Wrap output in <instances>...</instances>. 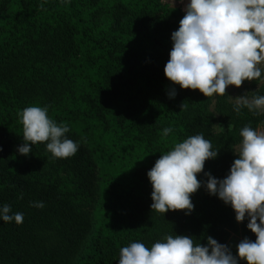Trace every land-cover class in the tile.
Here are the masks:
<instances>
[{
    "label": "trees",
    "instance_id": "obj_1",
    "mask_svg": "<svg viewBox=\"0 0 264 264\" xmlns=\"http://www.w3.org/2000/svg\"><path fill=\"white\" fill-rule=\"evenodd\" d=\"M184 14L180 0H0V205L23 213L20 224L0 220V264H119L121 247H151L165 235L202 245L208 236L227 245L231 232L256 239L249 218L237 222L203 182L205 172L229 173L240 130L264 127V114L235 112L227 89L205 97L166 78L171 33ZM243 84L249 98L264 95V72ZM33 105L68 125L66 137L78 144L73 156L56 158L46 143L18 152V112ZM195 134L219 151L197 176L194 209L151 210L147 172ZM119 162L123 172L102 174ZM38 201L43 208L33 206Z\"/></svg>",
    "mask_w": 264,
    "mask_h": 264
},
{
    "label": "clouds",
    "instance_id": "obj_2",
    "mask_svg": "<svg viewBox=\"0 0 264 264\" xmlns=\"http://www.w3.org/2000/svg\"><path fill=\"white\" fill-rule=\"evenodd\" d=\"M184 12L179 28L171 33L172 48L164 66L169 81L212 97L226 95L230 85L241 87L245 80L261 79L264 0H190ZM175 95V89L168 92L169 98ZM187 107L182 102L180 110ZM245 107L254 115L264 114V95L236 96L234 111L240 113ZM18 116L24 141L18 147L20 154L27 156L37 143H46L47 151L56 158H68L78 151V144L65 135L70 130L68 125L51 119L47 107L27 106ZM171 132L172 128L165 127L161 135L167 137ZM239 134L242 140L233 150L237 158L229 173L218 179L205 172L207 180L203 183L209 194L231 205L237 222L249 218L247 228L256 239L244 237L233 255L228 245L211 236L202 245L188 235H165L151 247L139 241L121 247L119 264H238L239 260L264 264V130L245 125ZM218 151L212 150L203 134H195L162 153L147 172L152 185L151 210L190 214L194 209L191 195L202 185L197 176L204 171L206 160L216 158ZM33 206L43 208L44 203L34 202ZM0 220L20 224L23 213L0 205Z\"/></svg>",
    "mask_w": 264,
    "mask_h": 264
},
{
    "label": "rangeland",
    "instance_id": "obj_3",
    "mask_svg": "<svg viewBox=\"0 0 264 264\" xmlns=\"http://www.w3.org/2000/svg\"><path fill=\"white\" fill-rule=\"evenodd\" d=\"M190 2V0H184V3H181L180 2V5H181V8L182 10L184 11V8H185V5ZM264 66V65H262ZM227 91L230 93V96L232 97L233 100H235V97L236 96H240V95H245L244 92L246 91L245 90V87H244V84H242L241 87H236V86H233V85H230L227 87ZM224 127L221 126L220 124H216L215 125V129L216 130H220V129H223ZM258 130H264V127H261L259 128ZM238 147V146H237ZM122 163L123 162H119L118 164H110L109 167H103L102 166V174L103 173H108V175L111 174V172H116V169H118V171L120 170L119 173L123 172L125 167L122 166ZM104 175V174H103ZM244 237L241 235V233H236V232H231V235L228 239V242H227V245L230 247L231 251L233 254H236L237 253V249H236V245L240 242V240H242Z\"/></svg>",
    "mask_w": 264,
    "mask_h": 264
}]
</instances>
